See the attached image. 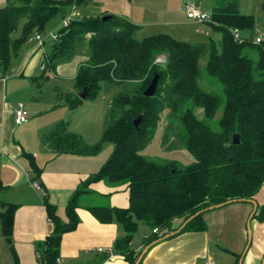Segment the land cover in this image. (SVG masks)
Segmentation results:
<instances>
[{
    "label": "trees",
    "instance_id": "obj_1",
    "mask_svg": "<svg viewBox=\"0 0 264 264\" xmlns=\"http://www.w3.org/2000/svg\"><path fill=\"white\" fill-rule=\"evenodd\" d=\"M83 1L8 0L0 8V73L9 71L12 59L32 33H41L55 17L62 20ZM213 2L211 22L206 24L220 35L218 43L210 40L191 44L168 34L136 40L137 26L108 14L82 15L58 31L50 52L43 55L39 78L49 77L60 64L83 51L88 60L77 70V93L90 87L88 100L95 98L102 87L120 90L111 98L98 143L87 145L79 135L68 131L66 121L41 137L56 154L95 156L105 143L112 144L113 151L98 172L71 195L65 207L66 222L58 218L56 207L44 197L53 231L37 245L39 264H59L62 237L77 228L76 211L84 196L91 193L93 183L127 186L128 208L90 206L87 210L102 224L117 222L122 226L124 236L115 240L113 250L128 264H134L141 253L131 247L140 225L150 231L143 239L146 247L176 231L197 212L228 200H254L260 191L264 183V41L254 44L252 38L245 37L243 43L234 41L231 30H254L253 16L239 13L238 0ZM106 16L108 19L103 21ZM22 21L20 35L13 38ZM250 52L256 53L255 59ZM158 56L165 57L162 65L156 62ZM205 56L203 72L219 85L217 92L200 86L199 61ZM155 74L159 76L155 95L144 97ZM60 98L70 111L84 101L75 94ZM197 109L202 111L201 118L195 114ZM139 116L141 121L135 128L133 122ZM163 116L167 123L165 141L176 137L194 158L192 164L180 168L174 162L156 163L141 155ZM235 134L237 145L233 144ZM25 156L37 179L39 169L31 156ZM1 204L5 208L0 212V231L11 244L17 206ZM204 214L177 235L206 231ZM176 220L179 223L174 225ZM252 221L264 222V204L258 206ZM239 258L237 255L235 264Z\"/></svg>",
    "mask_w": 264,
    "mask_h": 264
},
{
    "label": "crops",
    "instance_id": "obj_2",
    "mask_svg": "<svg viewBox=\"0 0 264 264\" xmlns=\"http://www.w3.org/2000/svg\"><path fill=\"white\" fill-rule=\"evenodd\" d=\"M7 1L0 0V8ZM35 43L25 51L19 50L11 73H0V212L5 208L1 203L17 206L11 244L0 231V253L3 255L0 264H39L37 245L53 231L46 216L44 197L47 196L49 203L56 207L58 218L66 222L65 207L71 195L109 158L98 154L90 157L56 154L42 142L44 134L78 109L70 111L60 96L74 94L63 91L69 90L70 82L74 83L76 91L77 70L88 57L84 53L83 56L77 55L60 64L49 77L41 79V62L45 53ZM51 76L68 84L55 87L54 96L43 98L40 87ZM18 104L29 113L28 121L22 125L14 122L13 109ZM25 154L32 157L40 171L37 179ZM34 183L40 186L39 191L32 187ZM89 190L91 193L84 196L76 211L77 228L62 237L58 263L128 264L113 250L115 240L124 236L122 226L117 222L102 224L87 210L90 206L128 208L127 186L100 181L91 184ZM1 195L4 201H1ZM254 200L258 206L264 204V183ZM251 211L250 204L237 203L207 212L203 216L206 231L186 232L158 242L145 254L143 264H228L231 258L235 264L236 256L241 255L246 245V222ZM251 229L252 242L243 264H260L264 254V222L251 221ZM149 232L145 227L139 243L134 244L133 238L131 247L135 252L143 250V239Z\"/></svg>",
    "mask_w": 264,
    "mask_h": 264
},
{
    "label": "rangeland",
    "instance_id": "obj_3",
    "mask_svg": "<svg viewBox=\"0 0 264 264\" xmlns=\"http://www.w3.org/2000/svg\"><path fill=\"white\" fill-rule=\"evenodd\" d=\"M213 1L216 2V0H84L79 7L74 6L73 8L80 16L100 17L104 14H108L134 24L137 26V31L134 35L136 40H142L152 35L168 34L177 40L189 42L191 44H205L210 40L218 43L220 35L213 32L206 24L201 25V23L188 20L186 16H184V8L186 6H191L201 12L211 14ZM263 2L264 0H238L239 13L253 16L255 20L254 30L241 32L243 37L254 39L256 35H259L261 40L264 41V12L261 10V4ZM23 23L24 21L20 23L18 31L12 35L13 38L20 35ZM61 28H63L61 18H53L41 33L34 32L29 36L26 43L22 46L21 51H25L26 47H34L36 45L34 40L35 35L39 34L45 41V45L41 47V50L43 53L48 54L52 44L48 36H50V34L57 35ZM83 53L84 52L81 51L79 56H83ZM250 53L251 57L255 59L256 53ZM14 58L12 59V65L8 71L9 73H11L12 66L14 65ZM156 62L162 65L165 62V57L158 56ZM205 63L206 56L202 57L199 61V66L202 71L199 82L200 86L206 91L217 92L219 90V85L214 79L207 78L203 72ZM61 82L51 76L48 82L42 83L40 87L42 97L54 96L53 89L55 87L60 88L63 87L62 85L66 87L68 84L66 81H64V84ZM69 84V88H67L69 89L68 91L66 89L65 91H63L64 89L60 90L65 93L72 92L78 95L74 90V83L70 82ZM119 90L120 89L115 87H109L108 89L102 87L95 98L84 100L81 106L78 107L75 112L70 113L66 118L67 120L65 121H69L70 124L69 128L67 125L68 131L79 135L87 145L92 146L98 143L102 138L107 122L109 102L112 96ZM195 114L198 118L202 117V111L200 109L195 110ZM166 124L165 116H163L161 125L158 126L151 142L141 152V155L156 163L174 162L180 168L192 164L194 158L176 137L170 136V138L165 141L164 128ZM112 151L113 145L105 143L102 145L98 156L109 157ZM1 196V201H4L3 195ZM178 223L179 221H174V225ZM144 231L145 227L140 225L138 231L134 235V244L139 243ZM2 257L3 255L0 253V259H2ZM228 264H234V258L229 259Z\"/></svg>",
    "mask_w": 264,
    "mask_h": 264
},
{
    "label": "water",
    "instance_id": "obj_4",
    "mask_svg": "<svg viewBox=\"0 0 264 264\" xmlns=\"http://www.w3.org/2000/svg\"><path fill=\"white\" fill-rule=\"evenodd\" d=\"M261 10L264 12V2L261 4ZM107 19H108V16L102 18L103 21H106ZM158 80H159V76L157 74H155L153 76L150 84L148 85V87L145 89V91L143 93L144 97L151 98V97H153L155 95L156 88H157V85H158ZM89 90H90V87H84L81 91L78 92V97L81 100H87ZM141 117L142 116H139L136 120H134L133 124H134L135 128H138V126L140 124V121H141ZM238 143H239L238 135L235 134L233 136V144L237 145ZM227 156L229 158L231 157L229 154H227ZM237 203H246V204H250L252 206V211H251V213H250V215H249V217L247 219V222H246V234H247L246 245H245L244 250L242 251V253L240 255V258H239V261H238V264H243L244 258L247 255V253L249 252L250 245H251V242H252L251 221H252V218H253V216L255 215V213L257 212V209H258V204L253 199L228 200V201H226L224 203H221V204H218V205H214V206H210V207H208L205 210L197 212L196 214L191 216L189 219H187L176 231H174V232L164 236L163 238H161V239L149 244L148 246L144 247L134 264H139L143 260L145 254L148 252V250L150 248H152L155 244H157L160 241L167 240V239H169L171 237H174L175 235L180 233L190 221H192L195 217L199 216L200 214L207 213V212H210V211H213V210H216V209H220V208L228 206V205L237 204ZM260 264H264V256H263Z\"/></svg>",
    "mask_w": 264,
    "mask_h": 264
},
{
    "label": "built area",
    "instance_id": "obj_5",
    "mask_svg": "<svg viewBox=\"0 0 264 264\" xmlns=\"http://www.w3.org/2000/svg\"><path fill=\"white\" fill-rule=\"evenodd\" d=\"M184 11H185L186 18L190 21H195L197 23H210L211 22V14L201 12L200 10L194 9L191 6H186L184 8ZM79 17H80V15L76 12V10L74 8H72L70 10V12L62 19L63 27H67L72 21L78 19ZM231 35H232L234 41H236L238 43H243L246 40L241 35V32L237 29L231 30ZM48 38H49V40H51L53 42L56 40L57 35L50 34V36H48ZM34 40L37 42L38 46H40V47L44 46V44H45V41L42 39V37L39 34L35 35ZM253 43L254 44H260L261 38L259 36H255V38L253 39ZM0 76H1V74H0ZM13 114H14V122L16 125H22L28 121L29 113L24 108V106L21 104H18L15 106V108L13 109ZM32 187L37 191H39L41 189L37 183H34L32 185ZM153 233H156V231L154 230ZM98 252H103V250L98 249ZM207 264H213V263L209 262Z\"/></svg>",
    "mask_w": 264,
    "mask_h": 264
}]
</instances>
